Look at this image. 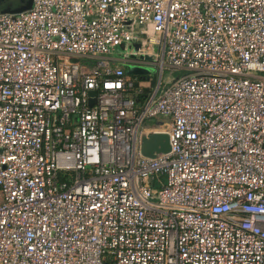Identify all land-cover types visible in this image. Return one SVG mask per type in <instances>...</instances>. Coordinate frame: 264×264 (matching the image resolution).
Instances as JSON below:
<instances>
[{"label":"built area","instance_id":"obj_1","mask_svg":"<svg viewBox=\"0 0 264 264\" xmlns=\"http://www.w3.org/2000/svg\"><path fill=\"white\" fill-rule=\"evenodd\" d=\"M0 264H264V0L0 13Z\"/></svg>","mask_w":264,"mask_h":264},{"label":"water","instance_id":"obj_2","mask_svg":"<svg viewBox=\"0 0 264 264\" xmlns=\"http://www.w3.org/2000/svg\"><path fill=\"white\" fill-rule=\"evenodd\" d=\"M32 0H22L20 5L15 9L1 11V14H17L30 9ZM144 72L142 67L128 66L127 74L138 75ZM95 92H90V96L94 97ZM93 101H90L91 106ZM170 151L169 138L166 133H149L141 138L140 152L144 157L155 158L159 154H165Z\"/></svg>","mask_w":264,"mask_h":264},{"label":"rangeland","instance_id":"obj_3","mask_svg":"<svg viewBox=\"0 0 264 264\" xmlns=\"http://www.w3.org/2000/svg\"><path fill=\"white\" fill-rule=\"evenodd\" d=\"M132 48H137V45L134 43L132 45ZM139 58H142V57H139ZM142 62H145V65L142 66L144 70L142 75L148 79L147 82H151L152 84H155V82H157L160 77V72L157 71L156 67L151 64V58H147V57L142 58ZM177 74H178L177 71L165 69L162 74V80L163 82H165L166 79L170 78L171 76H175Z\"/></svg>","mask_w":264,"mask_h":264},{"label":"flooded vegetation","instance_id":"obj_4","mask_svg":"<svg viewBox=\"0 0 264 264\" xmlns=\"http://www.w3.org/2000/svg\"><path fill=\"white\" fill-rule=\"evenodd\" d=\"M22 0H0V13L1 11L15 9L20 5Z\"/></svg>","mask_w":264,"mask_h":264}]
</instances>
